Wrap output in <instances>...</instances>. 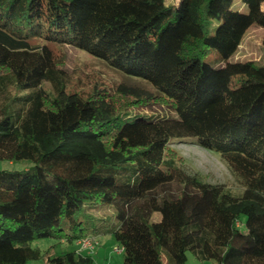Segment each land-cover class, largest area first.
Returning <instances> with one entry per match:
<instances>
[{
  "label": "trees",
  "instance_id": "16d2710c",
  "mask_svg": "<svg viewBox=\"0 0 264 264\" xmlns=\"http://www.w3.org/2000/svg\"><path fill=\"white\" fill-rule=\"evenodd\" d=\"M242 1L247 13L233 0H0V162L12 166L0 168V264L39 260L37 239L96 238L79 215L98 203L114 210L122 264H185L188 251L264 264V66L232 60L254 25L264 45V0ZM66 46L157 95L70 90ZM152 103L166 112L130 118ZM185 137L220 154L239 194L181 168L170 144ZM93 263L78 249L51 262Z\"/></svg>",
  "mask_w": 264,
  "mask_h": 264
},
{
  "label": "rangeland",
  "instance_id": "374dc122",
  "mask_svg": "<svg viewBox=\"0 0 264 264\" xmlns=\"http://www.w3.org/2000/svg\"><path fill=\"white\" fill-rule=\"evenodd\" d=\"M181 2L182 0H166V3H172L176 6L180 5ZM231 9L242 13L248 12V7L242 0H233ZM219 24L220 21L218 19H212L209 27L210 32L213 33ZM262 37L263 30L259 26L254 25L251 27L243 38L238 52L232 60H252L264 66V45L262 44ZM65 52L64 69L68 76L70 90L91 91L96 88L112 90L117 86L123 85L128 89L132 88L137 93L139 91L150 95H157L158 93L145 80L127 76L121 71L110 67L106 61L90 55L79 48L66 46ZM216 56L217 52L210 50L204 60L209 63H214ZM164 107L163 105L152 103L151 106L138 108L139 110L132 109L130 118L135 116V114L143 112L152 114L165 113L167 108ZM170 149L176 152L179 165L185 171L199 176L205 182L224 184L234 194L241 192L242 188L221 159L220 154L198 146L194 137L173 139L170 144ZM11 167L8 162H0L1 169ZM79 218L87 223L90 234L94 232L98 234L95 238L97 245L93 252L85 250L81 252L83 254H90L94 258L93 264H122L124 260L122 245L113 235L118 221L115 218L112 206L104 203L87 205V208L82 211ZM159 219L160 214H154L153 220L157 221ZM62 227L67 228L65 224ZM242 230H246L244 225L242 226ZM32 246L41 250L42 257L39 260L30 261L27 264H51L55 255L78 249L76 242L70 243L55 237L37 239L32 242ZM185 264L217 263L214 261L199 260L191 251H188Z\"/></svg>",
  "mask_w": 264,
  "mask_h": 264
},
{
  "label": "built area",
  "instance_id": "2783aa9c",
  "mask_svg": "<svg viewBox=\"0 0 264 264\" xmlns=\"http://www.w3.org/2000/svg\"><path fill=\"white\" fill-rule=\"evenodd\" d=\"M76 243L80 252L83 250L93 252L95 246L97 245V241L95 240V238L80 239Z\"/></svg>",
  "mask_w": 264,
  "mask_h": 264
}]
</instances>
